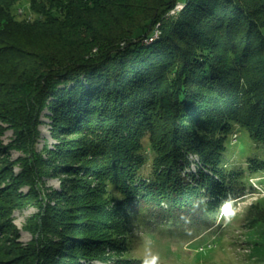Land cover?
<instances>
[{
  "label": "trees",
  "instance_id": "16d2710c",
  "mask_svg": "<svg viewBox=\"0 0 264 264\" xmlns=\"http://www.w3.org/2000/svg\"><path fill=\"white\" fill-rule=\"evenodd\" d=\"M22 1L0 0V121L29 136L47 104L61 126L81 133L74 149L86 154L83 167L118 196L95 211L111 229L133 204L218 215L242 196L238 172L222 163L224 138L238 123L264 140V0H26L32 18L18 20ZM159 23V39L143 43ZM250 166L264 170V160ZM0 200L4 228L20 199ZM48 220L61 240L50 247L41 229L28 264H91L118 249L86 219Z\"/></svg>",
  "mask_w": 264,
  "mask_h": 264
},
{
  "label": "rangeland",
  "instance_id": "374dc122",
  "mask_svg": "<svg viewBox=\"0 0 264 264\" xmlns=\"http://www.w3.org/2000/svg\"><path fill=\"white\" fill-rule=\"evenodd\" d=\"M184 4L179 2L169 14L178 13ZM18 12V20L32 18L26 0ZM160 26L155 25L154 34L145 37L143 43L158 40ZM125 44L126 40L122 41L121 45ZM70 84L72 81L68 87ZM57 120L44 104L38 110L34 133L25 137L11 123L0 121V195L3 200H10L12 195L20 199L7 218L10 221L3 222L6 227L0 228V248L18 253L0 255V264H28L26 249L36 247L41 229L46 231L44 241L48 236L53 239L48 245H56L61 236L47 229L50 215L74 221L86 219L98 227L96 237L116 238L118 249L105 252L113 258L94 259L91 264H143L152 257L158 258V264H264V170L250 166L252 159L264 160V140L253 138L245 126L233 123L224 138L222 157L225 169L238 172L237 178L245 185L240 198L223 206L218 215L205 213L200 207L159 212L151 204H133L134 212H127L123 221L119 218L122 226L116 231L106 224V217L95 211L116 205L117 194L107 191L102 180L83 167L88 158L74 149L82 134L61 126ZM145 139L142 153L147 170L153 152ZM190 158L193 164L189 171L196 172L194 161L199 156ZM0 203L6 205L1 200ZM6 230L11 233H3ZM35 259L40 260V256L36 254Z\"/></svg>",
  "mask_w": 264,
  "mask_h": 264
},
{
  "label": "clouds",
  "instance_id": "9594fccd",
  "mask_svg": "<svg viewBox=\"0 0 264 264\" xmlns=\"http://www.w3.org/2000/svg\"><path fill=\"white\" fill-rule=\"evenodd\" d=\"M228 208L225 209V212L228 210ZM143 264H158V258L157 257H152L151 260H144Z\"/></svg>",
  "mask_w": 264,
  "mask_h": 264
}]
</instances>
